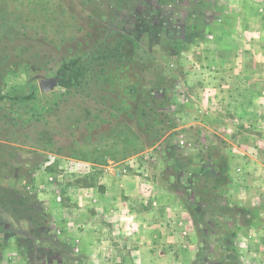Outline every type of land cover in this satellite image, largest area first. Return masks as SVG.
<instances>
[{
  "label": "rangeland",
  "instance_id": "rangeland-1",
  "mask_svg": "<svg viewBox=\"0 0 264 264\" xmlns=\"http://www.w3.org/2000/svg\"><path fill=\"white\" fill-rule=\"evenodd\" d=\"M120 41L122 62L89 86L96 101L40 89L37 75ZM159 73L173 130L154 142L138 114ZM30 85L33 101L0 103L3 128L10 114L32 113L41 137L74 108L83 117L53 138L34 176L55 240L1 210L0 264H124L81 240L90 223L115 236L105 227L125 218V202L141 221L133 231L147 236L145 264H224V227L237 232L240 264L256 263L242 237L264 205V0H0V95H27ZM29 143L0 135L1 185L18 187L6 164L30 158ZM78 187L81 205L66 195Z\"/></svg>",
  "mask_w": 264,
  "mask_h": 264
},
{
  "label": "trees",
  "instance_id": "trees-1",
  "mask_svg": "<svg viewBox=\"0 0 264 264\" xmlns=\"http://www.w3.org/2000/svg\"><path fill=\"white\" fill-rule=\"evenodd\" d=\"M123 43L120 41L115 47H95L88 53H84L68 62L61 65L58 76L61 77L59 87L69 92L76 90L77 93H87L88 97L97 100L89 89L91 84L98 85L104 77L106 66L108 63L122 62L124 54L122 51ZM170 58H176V53L172 50L167 52ZM166 77L161 73L157 78L150 82V89L145 96L146 108L140 109L138 120L141 127L145 128L149 139L154 142L161 141L169 132L173 130V124L169 119L168 112H161L162 106L167 100L166 92L168 89L164 87ZM138 93V90H134ZM36 87L30 85V92L27 95H0V103L10 102L11 104H26L36 98ZM56 105V103H55ZM142 108V107H141ZM92 115V113L87 110ZM73 115L68 116L66 123L62 124L56 130L44 128L41 132V137L37 135L38 129L36 123L39 121L35 114L16 113L10 114L11 118L4 124H1L2 116L0 115V135L4 131H9L10 136L15 141H21L26 145L28 141L32 148L30 158L15 162H9L8 172L5 177L15 179L18 182V187L3 186L0 184V211H4L11 217L17 220H22L28 223L32 229L38 232L44 240H55L51 230L49 217L35 192V172L40 169L44 163L43 153L51 150L54 143L53 138L57 135H62L67 131L75 130L82 122L80 117H83L82 111H77V108L72 109ZM47 121L46 119H42ZM36 133V136H35ZM22 139V140H20ZM40 150L38 151V148ZM16 148L10 147V153L14 155ZM223 250L224 264H240L239 252L236 246L237 232L231 227L220 228L217 233ZM58 244V241H56ZM211 249L210 247L208 248Z\"/></svg>",
  "mask_w": 264,
  "mask_h": 264
},
{
  "label": "crops",
  "instance_id": "crops-1",
  "mask_svg": "<svg viewBox=\"0 0 264 264\" xmlns=\"http://www.w3.org/2000/svg\"><path fill=\"white\" fill-rule=\"evenodd\" d=\"M66 195L74 204L81 205V201L84 196V189L78 187L77 189H74L72 191L68 190ZM256 196H258V199H264V190L260 189V194L256 193ZM49 205L50 208L52 206H55V208L56 206H58L56 202H49ZM108 205L107 209H109V207L113 206L114 204L112 203L111 206L110 204ZM121 207H123V211L127 212L125 218H123V220L121 221H114L110 225L107 224L105 227L115 236H111L110 232L109 234H107L109 237L104 236V234H102V231H104L102 230L104 228L103 226H101L102 228H97V226L90 223L82 228V246L86 248V245L91 238L92 240L90 239V242L92 243V247L96 251L102 252L103 257L105 256V253H108V255L112 254L114 257L126 258L127 261L124 262V264H134L132 263V261L136 259L141 260V264H145L146 261L144 260H147V236L143 237L141 236V232L136 233L133 231L136 223L141 222L139 220L140 218L138 217L137 212L135 210L133 211L132 207V209L130 208L128 203L125 202V204H122ZM78 211L81 212L82 210ZM251 232L252 231H247L244 237H242L246 246V253L249 252L250 255H255L257 260L255 264H264V205L262 208V212L257 217L255 230L252 234ZM142 234H144V232ZM260 259L262 260V262H260Z\"/></svg>",
  "mask_w": 264,
  "mask_h": 264
},
{
  "label": "water",
  "instance_id": "water-1",
  "mask_svg": "<svg viewBox=\"0 0 264 264\" xmlns=\"http://www.w3.org/2000/svg\"><path fill=\"white\" fill-rule=\"evenodd\" d=\"M36 79H39V87L45 93L53 92L56 88L59 87L60 76L53 77H41L36 76Z\"/></svg>",
  "mask_w": 264,
  "mask_h": 264
}]
</instances>
